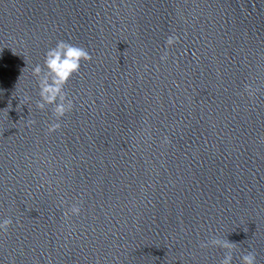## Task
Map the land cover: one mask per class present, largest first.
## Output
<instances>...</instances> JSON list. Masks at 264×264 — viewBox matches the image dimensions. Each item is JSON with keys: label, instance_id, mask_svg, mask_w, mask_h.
I'll return each mask as SVG.
<instances>
[{"label": "clouds", "instance_id": "obj_1", "mask_svg": "<svg viewBox=\"0 0 264 264\" xmlns=\"http://www.w3.org/2000/svg\"><path fill=\"white\" fill-rule=\"evenodd\" d=\"M175 42L173 37H168L166 40L167 45ZM91 59V54L87 49L60 40L54 47L46 51L43 65L38 63L33 67L32 74L37 80L40 97L36 102V107L43 111L51 106V112L56 121L49 125V132L57 131L61 127L60 119L73 110L74 103L68 99L65 86L74 74L80 72L82 61L87 62ZM161 59H166V54ZM245 91L251 95V86H246ZM80 211V206L73 204L65 212V216L67 217L69 214L79 215ZM12 223L11 218L0 220V231L7 232ZM235 244L218 236H213L210 240L201 242L200 246L202 248L212 246L224 249V255L219 264H232ZM240 261L241 264H256V254L253 251L245 252L240 256Z\"/></svg>", "mask_w": 264, "mask_h": 264}]
</instances>
